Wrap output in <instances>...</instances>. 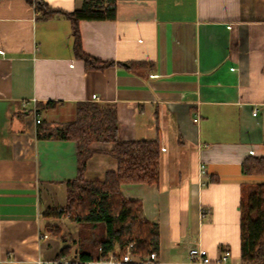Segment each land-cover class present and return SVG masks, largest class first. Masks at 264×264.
I'll return each mask as SVG.
<instances>
[{
	"label": "crops",
	"instance_id": "1",
	"mask_svg": "<svg viewBox=\"0 0 264 264\" xmlns=\"http://www.w3.org/2000/svg\"><path fill=\"white\" fill-rule=\"evenodd\" d=\"M43 1L72 11L83 0ZM115 3L114 19L78 23L83 51L115 62L85 69L68 18L0 0V264L53 260L65 246V256L99 253L102 222L43 215L65 203L76 144L37 138L34 112L64 122L81 101L114 104L120 139L159 141L158 181L121 186L157 224L158 264H197L192 247L207 251L206 264H244L240 203L264 182L241 168L264 156V0ZM91 145L84 178L103 179L116 169L112 145Z\"/></svg>",
	"mask_w": 264,
	"mask_h": 264
},
{
	"label": "trees",
	"instance_id": "2",
	"mask_svg": "<svg viewBox=\"0 0 264 264\" xmlns=\"http://www.w3.org/2000/svg\"><path fill=\"white\" fill-rule=\"evenodd\" d=\"M27 1L42 17L61 14L70 20L74 55L83 60L85 69H103L115 64L83 51L78 26L83 19H114L115 0H83L80 8L72 11L52 8L43 0ZM143 63L116 64L134 67ZM35 134L39 139L73 140L76 144L77 173L65 181V203L60 210H46L44 216H67L78 224L102 222L105 236L93 241L95 250L101 253L116 245L124 251L129 243H133L130 250L135 254L146 255L157 250V224L144 218L141 202L126 198L121 186L158 181V140L120 139L115 105L91 101L78 102L73 118L68 121L38 122ZM93 142L112 145L105 153L115 161L116 169L107 171L103 179L86 180V160L96 151ZM241 168L244 173L264 174V156L246 157ZM240 209V258L244 264H264V182L251 186L241 200ZM68 249L63 247L59 256L67 255ZM90 255L93 254L84 252L80 256Z\"/></svg>",
	"mask_w": 264,
	"mask_h": 264
},
{
	"label": "built area",
	"instance_id": "3",
	"mask_svg": "<svg viewBox=\"0 0 264 264\" xmlns=\"http://www.w3.org/2000/svg\"><path fill=\"white\" fill-rule=\"evenodd\" d=\"M93 99H96V95H92ZM253 114H256V110L254 109ZM35 123L41 121V118L34 112ZM205 165L201 164L199 167V173L205 174ZM133 243H129L124 247V251L121 250L119 246H115L112 250L101 253L97 255H90L87 258H82L80 255H70V256H60L53 260H37V264H158L157 252L151 251L149 254L140 255L132 253L130 248ZM224 257L229 254V250L227 248L223 251ZM188 259L191 262H195L197 264H206L211 261L209 258L207 251L202 247H192L188 251Z\"/></svg>",
	"mask_w": 264,
	"mask_h": 264
}]
</instances>
